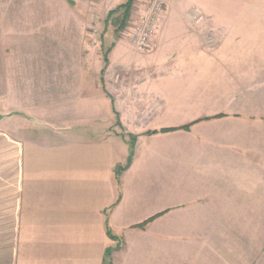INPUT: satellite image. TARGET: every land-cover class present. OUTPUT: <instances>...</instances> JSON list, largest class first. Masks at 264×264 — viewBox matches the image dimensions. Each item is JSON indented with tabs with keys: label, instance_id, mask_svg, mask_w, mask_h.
<instances>
[{
	"label": "crops",
	"instance_id": "1",
	"mask_svg": "<svg viewBox=\"0 0 264 264\" xmlns=\"http://www.w3.org/2000/svg\"><path fill=\"white\" fill-rule=\"evenodd\" d=\"M121 2L0 0V78L5 43L19 44L21 15L72 12L70 4L83 13L107 11ZM187 3L163 13L150 52L122 57L124 63L115 64L119 43L109 59L107 103L114 113L118 110L119 98L111 84L116 74H122L118 82L124 81L122 120L130 131L140 133L118 189L117 163L107 162L101 169L100 147L115 148L116 140L127 143L114 133H100L101 121L108 127L115 122L105 116L102 120L100 87L79 81L89 72L75 69L78 59L55 57L48 49L42 69L37 68L39 60H31L36 65H31V140L25 144L19 135L0 127V264H227L230 259L238 263L236 254H231L233 258L226 254L241 248L213 244V239L237 236L228 228L222 206L226 212L227 205L244 196L259 204L258 193L256 200L250 196L264 174L259 160L264 119L239 116L242 112L234 109L242 97L238 100L235 92L222 87L227 75L235 76L228 62L243 59L210 52L222 39L226 45L237 35L213 21L214 10ZM177 12L181 17L186 13L185 32L169 39ZM204 13L212 19L204 21ZM32 20L31 45H35ZM169 41L176 49L163 56L159 51ZM95 91V98L84 96ZM221 111L229 116L198 122L190 130L144 133ZM154 125L158 128H151ZM158 140L165 143L164 151L143 150L150 145L147 141ZM4 144L14 149L17 160L22 154L21 165L19 160L16 167L9 165ZM9 169L16 170L15 176L5 181ZM166 210L145 228L134 226ZM7 214L11 230L4 229ZM108 225L117 238L108 235ZM5 234L13 239L11 245L3 244Z\"/></svg>",
	"mask_w": 264,
	"mask_h": 264
},
{
	"label": "rangeland",
	"instance_id": "2",
	"mask_svg": "<svg viewBox=\"0 0 264 264\" xmlns=\"http://www.w3.org/2000/svg\"><path fill=\"white\" fill-rule=\"evenodd\" d=\"M126 1L127 0H123V2L114 5L107 11L96 9V11L90 10L89 13H83L73 7L75 4L69 3L74 10L72 12L68 10L67 12L47 15H21L19 40H16L19 44L12 46L9 43H5L3 54L4 77L0 78V118L4 121L0 122V127H5L8 131L19 135L20 137L17 138L27 144L28 140H31V65H35L31 63V60H39L40 63L37 68L40 66L42 69L45 54L50 53L47 52L48 49L52 51L53 56L55 54V57L64 55L68 60L78 59V62L73 63L77 66L75 69L80 71L82 68L85 72H89L87 75L81 76L79 81L82 80L83 83L85 81L86 86L94 87V89L96 86L100 87L99 103L102 112V120L105 116L106 119L109 117L111 122L115 121L113 122L114 127L106 126L105 120L101 121L100 133H114L116 137H120L122 141L127 143L125 146L120 140H116L115 148L112 146L106 148L100 147L101 169L105 168L107 162H109L110 165L117 163L115 169V184H117V189L120 188L122 174L130 167L125 168L131 156V142L134 144L133 149L135 154L140 133L130 131L122 120L125 107L120 98L123 95L124 81H122L121 84L118 83L121 79L120 77L123 76L122 74L120 76L116 74L115 80H113L111 84V90L114 92V95L119 98V103L116 104L118 110L114 113L111 109V104L107 103L106 96L108 97L111 95L107 90L110 77L107 76L108 66H106L105 72H102L106 65L104 58L107 54L108 58L111 59V54L119 43L122 45L119 47V52L115 53V55H119L120 57L115 58V64H123L124 59L122 57L150 52L152 50L151 44L158 23L163 13L170 8L173 9L181 5H187V2L199 6L202 10H204V6H206L210 10L215 11L213 21L218 22L228 29H233L234 34L237 35L236 38L226 45L225 39H222L221 44L217 43L210 50L211 53H231L236 55L238 59H243L242 61L228 62L227 65L232 68L230 72L235 76L227 75L224 80L226 83L222 87L228 91L235 92L238 100L242 97V102H236L235 104L238 103L239 105L234 109L237 110V112H242L239 116H248L251 118L257 116L264 119V0H184L182 1L183 3L177 2L178 0H165L163 11L153 22L154 35L151 44L144 50L137 46L132 34L135 27L140 24L143 26L145 21L148 20L147 14L151 0H136L128 12H125V8H119V6ZM53 4L60 5L59 3ZM114 9H116V12L113 14L110 13ZM184 11L186 10L184 9ZM185 14L183 13L181 17L180 13L177 12L172 16L171 23L174 24L171 25V30L168 33L170 34L168 36L169 39L171 37L174 38V35L185 32L184 22L188 21ZM204 15V21L212 19L210 15L205 13ZM31 18H34V20H32V27L36 28L34 30L36 33L34 36L36 38L35 45H31ZM124 18L126 19L124 21L125 26L121 27V22ZM62 47L66 48V51H62ZM12 48H14L16 52H12ZM174 49H176V46L169 41L164 44L159 53L163 56L169 55L174 52ZM82 58L84 59L82 60ZM80 65H82V67H80ZM11 74L16 75L11 77ZM36 80L41 81L40 84L42 85V79L37 78ZM84 96L95 98L97 95L95 91V93H86ZM109 105L110 107H106ZM126 114H128V112H126ZM219 114H224L223 117L229 116V114L221 111L215 115L205 117H211L207 120L223 118L214 117ZM251 114L256 116H252ZM235 115L237 114H234V116ZM126 120L131 123L133 122L132 119L131 121H129L130 119ZM207 120L203 119L194 124ZM142 126L144 125H137L139 128ZM157 126L158 125H154L151 128H158ZM163 128L170 127L152 130L148 129L144 133L151 135L150 133L148 134V132L161 130ZM102 129H104L105 132H103ZM146 144L150 145L148 147L146 145L144 146L143 150L145 151L148 150L149 147L162 151L165 149V143L162 140L155 142L147 141ZM1 148L5 155V159L6 157L11 159L9 165L13 166V168L16 167L18 165V160L20 161V165L22 164L23 158L21 153L17 160L14 155L15 151L11 146L4 144ZM260 148L261 153L259 160L260 163H264V137L260 139ZM10 155H14L13 160ZM153 160L155 161L157 158H153ZM153 160L149 159V162ZM132 161L133 157L131 163ZM7 166L8 162H5V169ZM9 171L12 172L5 173V181L15 176L16 170L9 169ZM254 187L255 193L253 196H250V198L254 197L256 200V193H258L259 204H256L255 200V202L252 203V199H250L249 203V199L244 196L235 199V204L227 205L226 212L224 211L226 207H221L223 215H227L228 228L233 229L237 236L231 237L228 235L227 238L213 239V244L221 246L226 245L228 248L235 246L241 248V250L237 249L235 252H230L228 249V253L226 254L228 258H233L231 254H236L238 257V263L236 264H264L263 173L260 175V182H255ZM6 205L7 204H5V206ZM5 206L4 209L6 211ZM10 217V214L5 215V230L12 229ZM240 232L243 234L242 237H240ZM7 236H9V234H5L4 239H2L5 246L13 243V239L11 237L6 238ZM120 243L121 242L118 244ZM227 264H235V262L230 259L227 261Z\"/></svg>",
	"mask_w": 264,
	"mask_h": 264
},
{
	"label": "trees",
	"instance_id": "3",
	"mask_svg": "<svg viewBox=\"0 0 264 264\" xmlns=\"http://www.w3.org/2000/svg\"><path fill=\"white\" fill-rule=\"evenodd\" d=\"M136 2V0H127L125 3H123V4H121L120 6H119V8H125V12H128L129 10H130V8L133 6V4ZM114 12H116V9H114V10H112L110 13H114ZM126 19L124 18V20L121 22V27H123V26H125L124 24H125V21ZM110 52V51H109ZM104 62H105V68L103 69V73L105 72V69H106V66H108V64H109V58H108V55L106 54L105 55V58H104ZM224 116V114H219V115H216V116H214V117H223ZM211 117H205V118H200V119H198V120H195V121H193V122H191V123H189V124H185V125H182V126H178V127H170V128H163V129H161V130H154V131H151V132H148V134L150 133V134H155V133H159V132H163V133H165V132H171V131H175V130H179V129H185V130H189L190 129V126L192 125V124H194L195 122H197V121H200V120H203V119H210ZM131 156H130V158H129V161L126 163V166H125V168L127 167H129L130 166V163H131V159H132V157H133V155H134V144H133V142H131ZM117 175L119 176V173L117 172ZM120 200V195H119V197H118V199H117V201L116 202H118ZM167 212V210L166 211H163V212H161V213H158V214H156V215H154V216H152V217H150V218H148V219H146L145 221H143V222H141V223H139V224H136V225H134L135 227H137V228H145L150 222H152V221H154L157 217H159V216H161V215H163V214H165ZM107 232H108V235L110 236V237H112V238H117L116 237V235L115 234H113V232H112V230H111V228H110V226L108 225L107 226Z\"/></svg>",
	"mask_w": 264,
	"mask_h": 264
},
{
	"label": "built area",
	"instance_id": "4",
	"mask_svg": "<svg viewBox=\"0 0 264 264\" xmlns=\"http://www.w3.org/2000/svg\"><path fill=\"white\" fill-rule=\"evenodd\" d=\"M165 0H151L148 10V16L145 24L134 28L132 36L134 37L137 46L140 49H147L152 41L154 35V24L155 19L158 18L159 14L163 11Z\"/></svg>",
	"mask_w": 264,
	"mask_h": 264
}]
</instances>
